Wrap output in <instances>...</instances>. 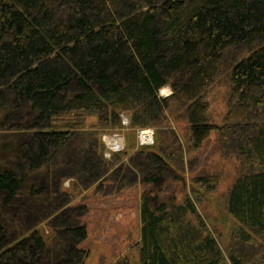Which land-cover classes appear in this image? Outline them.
<instances>
[{
	"label": "trees",
	"instance_id": "obj_1",
	"mask_svg": "<svg viewBox=\"0 0 264 264\" xmlns=\"http://www.w3.org/2000/svg\"><path fill=\"white\" fill-rule=\"evenodd\" d=\"M230 47L250 54L230 67L216 125L205 97ZM169 118L185 121L193 149L217 128L219 154L238 161L223 240L200 197L154 192L177 169L163 146L175 138ZM124 128L155 137L111 174L149 186L139 264H264V0H0V264L83 263L86 228L53 181L109 180L116 156L101 137ZM216 180L199 176L192 192Z\"/></svg>",
	"mask_w": 264,
	"mask_h": 264
},
{
	"label": "rangeland",
	"instance_id": "obj_2",
	"mask_svg": "<svg viewBox=\"0 0 264 264\" xmlns=\"http://www.w3.org/2000/svg\"><path fill=\"white\" fill-rule=\"evenodd\" d=\"M249 54L250 50L245 51L233 47L223 52L219 72L205 97L209 104L208 119L210 122L220 125L226 111L230 67ZM162 89L165 91L164 94L159 91L161 97L171 93L168 86ZM169 125V129L166 130H169L167 136L174 133L175 138L172 141L168 140L163 146L166 147L168 154H174V159H178L177 169L174 167L178 173L171 168L169 174L160 180L161 183L154 192L158 199H170L174 193L179 201L188 194H191L193 199H195L194 196L200 197L201 199L196 203L200 216L217 239L221 237L223 240L227 238L229 227L232 225V220L225 209V200L229 188L240 173L238 161L235 157L225 158L219 154L217 128L211 130L201 147L193 149L185 121L174 122L169 118ZM115 134L126 136L124 150L127 153L122 154L123 148L120 150L122 152L115 153L116 157L112 162L116 166L111 167L109 180L101 181L90 187H86L81 180L77 181L72 178L60 181L57 177L53 181L55 189L58 186L61 192L66 191L70 194L69 196L72 195L68 206L72 209L76 208L73 211H76L77 216L81 218L80 223L86 228V238L79 244V248L87 251L82 264H139L136 243L140 235V195L143 191H147L149 186L135 183L138 181L135 177L133 179L120 177V180L115 181L111 176L121 163L128 165L127 159L138 146L137 133L127 128L114 134L103 135L101 139L104 137L103 142L106 145L113 140ZM65 152H67L66 149ZM175 160H172V163L175 164ZM130 169L126 167L125 175L130 173ZM199 176H214L217 180L211 184V189L200 187L201 189L194 193L192 190L197 188L194 180ZM51 191L54 190L49 187L48 192ZM40 230L45 237L49 234V229L43 225Z\"/></svg>",
	"mask_w": 264,
	"mask_h": 264
},
{
	"label": "built area",
	"instance_id": "obj_3",
	"mask_svg": "<svg viewBox=\"0 0 264 264\" xmlns=\"http://www.w3.org/2000/svg\"><path fill=\"white\" fill-rule=\"evenodd\" d=\"M137 138L139 145H150L153 143V131L151 129L140 130ZM108 147L112 151H117L122 148L118 136L115 135V138L109 143Z\"/></svg>",
	"mask_w": 264,
	"mask_h": 264
},
{
	"label": "bare ground",
	"instance_id": "obj_4",
	"mask_svg": "<svg viewBox=\"0 0 264 264\" xmlns=\"http://www.w3.org/2000/svg\"><path fill=\"white\" fill-rule=\"evenodd\" d=\"M164 91H165L164 89H161V90H160V93H161V94H164ZM154 143H155V140H154ZM154 143H153V144H151V145H148V147H149V146H153V145H154ZM175 166H177V165H175Z\"/></svg>",
	"mask_w": 264,
	"mask_h": 264
}]
</instances>
